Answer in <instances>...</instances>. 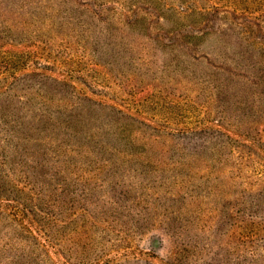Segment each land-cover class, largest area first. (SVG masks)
<instances>
[{
	"label": "rangeland",
	"instance_id": "rangeland-1",
	"mask_svg": "<svg viewBox=\"0 0 264 264\" xmlns=\"http://www.w3.org/2000/svg\"><path fill=\"white\" fill-rule=\"evenodd\" d=\"M28 1L37 3L28 7L32 14L20 15L13 5L0 9V87L16 84L12 93L22 95L14 79L43 72L127 117L119 119L121 130L108 149L92 145L86 159L73 158L75 194L68 197L81 201L43 223L47 238L23 203L47 202L52 209L61 181L43 176L41 154L55 147L35 131L11 143L6 133L0 151L6 156L9 149L7 171L17 189L5 184L8 200L0 196V264L49 257L53 264H264V0H94L124 7L100 18L85 12L81 0ZM137 2L159 7V17L140 11L132 30L121 29ZM213 7L219 8L214 14ZM148 20V32L193 28L195 35L170 45L150 41ZM23 24L24 38L16 39L25 45L1 32ZM38 27L46 34L40 40L32 38ZM104 30L110 43L122 35L135 61L94 63L89 53ZM34 88L33 94L41 92ZM12 102L9 95L0 104L8 115ZM102 116L89 114L97 126ZM7 120L0 113V123ZM92 165L101 168L88 172ZM49 186L54 190L46 195ZM128 208L137 211L136 222L112 224L111 216ZM127 228L122 241L120 229ZM162 229L175 231L176 247L162 245L156 234L148 238ZM52 239L55 245L43 251L41 244ZM20 245L23 250H13Z\"/></svg>",
	"mask_w": 264,
	"mask_h": 264
},
{
	"label": "trees",
	"instance_id": "trees-1",
	"mask_svg": "<svg viewBox=\"0 0 264 264\" xmlns=\"http://www.w3.org/2000/svg\"><path fill=\"white\" fill-rule=\"evenodd\" d=\"M81 2L82 3H80V5L85 12L89 13L92 17L98 18L101 17V13L103 12H106L107 14L108 12H111L115 14L119 12L122 13L124 9L123 6L121 7V5L116 2L105 3L102 1L96 2L94 0H81ZM31 4L37 5L35 1L28 0H0V9H7L8 6L13 5L14 9L12 10H15V12H18V14L21 15L25 9L28 11V13L32 12V10L28 8ZM130 7L128 10L130 11V16H126L121 24V29L123 30H132V23L137 19L140 11H149L150 13H154L156 17H159L160 15L159 7L150 5L149 3L137 2L134 3L132 9ZM173 10L174 9H172V7L169 9V11ZM212 10H214V12H212L214 14L219 10V8L213 7ZM50 13L53 14L52 11H50ZM148 21L149 23L145 24V30L148 33L146 34V37L150 41L161 40L162 43L163 41H167L165 43H168L170 45V41H177L178 38H183L185 40V38H190L195 35L194 33H192V30H195L193 28L191 31H184L183 29L175 30L173 31L172 35L165 31H160L158 33L148 32L152 28L151 21ZM23 22L25 24V21ZM24 24L20 29H14L13 32H11L10 29L6 31H4V29L1 30V32L6 34V36L10 35L13 38L12 42H14V40L17 41L16 38H19V36H22L24 38ZM104 31L105 34L102 33V39H100L101 43H99V41H95L93 44L94 49L89 53L94 63H96L98 66H103V64H105L108 60L110 62L108 64L110 65L112 63H115L116 61L122 60L123 64L127 65L124 60H126L127 62L135 61L133 56H128L126 51L127 49H124V47L129 48L130 46H127L129 45V42L126 43L125 41H123L125 38L122 35L120 36L119 41L110 43L109 39L110 37H112V35L108 34L106 32L107 30ZM199 32L201 31H198V33ZM31 34L32 32L28 33V35ZM45 36V33H42L41 35L38 27L36 31H33L32 38L40 40L41 37ZM17 42H19V40ZM23 43L24 39L23 41L19 42L20 45ZM111 44L112 46H110ZM109 46L110 48H108ZM122 55H124L126 58H123ZM106 57L108 60L106 59ZM137 60L139 61L140 59L137 57ZM110 65H106L107 67L105 68L109 70ZM43 69H45V67H43ZM16 80L22 85V91L24 90V93L22 95H17V92L12 93V91H14L17 87L16 84L11 85V88H9V86L0 87V104L2 103L4 98L11 95L12 99L14 100V102H12L11 104V107L14 105L19 106L16 107L13 112H10V107L8 115V113L3 112L5 111L4 106L0 105V113L5 118H8L7 122H4L5 124L0 123V142H2L3 144L7 143L6 133L12 134L9 135L11 143L13 141H16V135L21 136L22 138L27 137V139H31L33 136V134L31 133L32 131H35L37 133V138H40L41 141L43 139L48 143L47 145L55 147V149L53 150L43 149L41 154L43 176H46L51 180L54 176L57 178L58 175L61 181L60 185L53 193L54 195L51 197L52 209H50L49 206L46 207V205H48L47 202H41L44 195L40 200V202L42 203L40 205L38 204L35 206H31L29 205V203H23L24 210H26V212H28L32 216L34 222L39 224L41 231L47 238V234L45 233V230H43V223L48 220L52 221L53 217L56 216L57 213L62 214L61 212L63 211L64 207L67 208L68 205L73 206L76 201L77 203H80L81 201L78 199V197H68L70 193L75 194L71 191L73 187L72 185H70L72 176L68 169V167L73 162V158L75 156H79L80 159H86V152H88L89 154L93 153L94 149L92 145L97 146L100 150L108 149V144H111V142L116 138L117 132L121 130L119 119L125 116L127 117V114L113 105L94 99V97L89 96L86 92L83 91V89L78 88L71 82H67L47 73L37 72L33 70L29 73H25L22 78L14 79V81ZM38 85L41 86V92L33 94V92H35L33 91L35 89L34 86L36 87ZM83 86L87 88L86 84H84ZM101 113H103L104 115L102 116L103 122H98L100 126H97L94 124V119L96 117H89V114L99 115ZM3 125H5L6 128ZM3 152L4 148H2L0 151V161L2 162V168L0 169V174L2 173L0 175V196H4V199L8 200L7 191L5 193L2 192L6 190L5 184L7 185V187L12 184L10 181L14 176L10 175L11 169L10 171H7V169H9V165L7 164L10 160L8 156L9 149L6 156L3 155ZM84 163H87V161L84 160ZM89 168L88 172H91L92 170L101 168V166L92 165V167ZM109 171L110 170L107 169L106 173L109 174ZM82 173L87 174L85 171ZM106 173H103V175H107ZM95 174L99 173L95 172ZM23 179L29 178L24 175ZM26 181L29 182L28 180ZM12 186L15 190L17 189L14 184H12ZM47 187V185H44V189H46ZM53 190L54 188L51 187L50 191L46 193V195L52 193ZM83 190L84 189H82L81 191ZM132 210L133 209L128 208L120 211V213L123 214L122 217H119V215L117 214L111 216L112 224H117L120 218V222L124 223H120L117 225L123 224L122 228H125L126 224L128 225L135 223L136 221H134V218L136 217L137 219L139 215L137 211ZM128 230L129 228L123 230L120 229V231L123 233L122 241L126 240L127 236L129 235ZM27 234L30 236L29 240H31V244L35 243V237L28 232ZM154 234L159 236L156 238L160 242L162 241V245L168 246L169 243L170 247H176L177 243L173 240V238H171L174 236L175 231H170L169 233V231H165V229H162V232H159V234H157V232H153V236L151 235L148 238L150 240L153 239ZM166 236L168 237V242L166 244H163V242H165ZM55 240L56 239H52L48 241L47 244H41V248L43 249V251H47L45 247L49 248L51 246H54ZM22 247L23 246L20 245L19 248L16 247L13 250L20 251L23 250ZM150 249L152 250V247ZM146 254H153V251L149 253L146 252ZM39 255L40 254H37L35 260L38 259ZM151 256L156 257L155 255ZM50 260L51 259L49 257L47 261L38 260L36 262L38 264H53ZM18 262L19 261H17V259H14V263L25 264L23 261H21V263ZM26 264H30V262L26 261Z\"/></svg>",
	"mask_w": 264,
	"mask_h": 264
}]
</instances>
